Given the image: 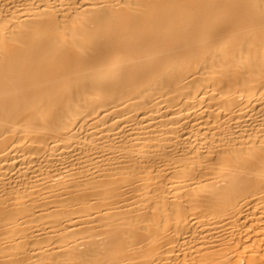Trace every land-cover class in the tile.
Here are the masks:
<instances>
[{"label":"bare ground","instance_id":"6f19581e","mask_svg":"<svg viewBox=\"0 0 264 264\" xmlns=\"http://www.w3.org/2000/svg\"><path fill=\"white\" fill-rule=\"evenodd\" d=\"M0 264H264V0H0Z\"/></svg>","mask_w":264,"mask_h":264}]
</instances>
